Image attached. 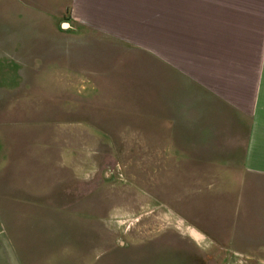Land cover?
I'll return each instance as SVG.
<instances>
[{
    "label": "rangeland",
    "instance_id": "obj_1",
    "mask_svg": "<svg viewBox=\"0 0 264 264\" xmlns=\"http://www.w3.org/2000/svg\"><path fill=\"white\" fill-rule=\"evenodd\" d=\"M9 1L0 4V189L34 199L20 212L51 231L25 234L26 245L49 247L52 264L74 251L92 264H264V181L226 172L234 158L214 154L242 142L214 140L213 120H189L171 59L37 0ZM14 223L3 227L22 246Z\"/></svg>",
    "mask_w": 264,
    "mask_h": 264
},
{
    "label": "crops",
    "instance_id": "obj_2",
    "mask_svg": "<svg viewBox=\"0 0 264 264\" xmlns=\"http://www.w3.org/2000/svg\"><path fill=\"white\" fill-rule=\"evenodd\" d=\"M4 1L0 0V4ZM9 2L19 7L39 5L46 13L76 14L79 27L118 36L126 45L163 60L171 59L178 86L175 94L186 102L189 120H213L211 134L219 135L214 140L242 142L236 151L226 148L232 147L226 144L214 154L234 158L226 172L264 181V0H37L35 5L33 0ZM167 44L175 45L172 51H166L175 52V58L169 54L164 57ZM254 187L260 185L251 186ZM13 189L14 184L0 189V264H52L46 260L49 247L34 251L24 239L27 233L48 238L51 231L43 233L38 229L34 223L36 213L20 212V205L35 202L21 198ZM5 221L15 222L16 228L21 225L22 229L12 230L22 238V246L14 243L11 226L3 227ZM23 222H29L26 228ZM52 248L59 251L60 247ZM87 249H80L82 255ZM93 249L88 252L93 253ZM78 256L74 251L62 264H92L84 261V255L83 260Z\"/></svg>",
    "mask_w": 264,
    "mask_h": 264
},
{
    "label": "water",
    "instance_id": "obj_3",
    "mask_svg": "<svg viewBox=\"0 0 264 264\" xmlns=\"http://www.w3.org/2000/svg\"><path fill=\"white\" fill-rule=\"evenodd\" d=\"M67 25L66 24H63V27H66Z\"/></svg>",
    "mask_w": 264,
    "mask_h": 264
}]
</instances>
